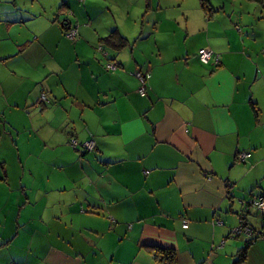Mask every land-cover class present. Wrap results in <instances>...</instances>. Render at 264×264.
Instances as JSON below:
<instances>
[{"label": "crops", "instance_id": "1", "mask_svg": "<svg viewBox=\"0 0 264 264\" xmlns=\"http://www.w3.org/2000/svg\"><path fill=\"white\" fill-rule=\"evenodd\" d=\"M210 1L0 0V264H232L243 214L264 264V0Z\"/></svg>", "mask_w": 264, "mask_h": 264}, {"label": "built area", "instance_id": "2", "mask_svg": "<svg viewBox=\"0 0 264 264\" xmlns=\"http://www.w3.org/2000/svg\"><path fill=\"white\" fill-rule=\"evenodd\" d=\"M76 32H77V28L70 27L66 30V35L69 38H74L76 35ZM199 57L204 62H209V61L213 60L214 63H219V61H220L219 54L215 53L213 51V49H211L210 47L200 48L199 49ZM118 64L119 63H117L116 61H110L106 64V67L109 70H113V69L117 68ZM136 75L142 82H144V81H146V79L150 78L151 71H149V70L148 71H142L141 69H139L136 71ZM139 90H140V93L142 95L145 94V88L143 86ZM42 98L44 100H48V97L45 93L42 94ZM71 143L74 146L79 145V142L76 138H73L71 140ZM81 146L85 149L92 150L95 148L96 143H95L94 139H90V140H87V141H84L83 143H81ZM250 155H251L250 151H239L237 153V158L241 161H244ZM250 204L255 205L259 209V211L264 215V194L259 193V194L254 195L250 201ZM187 225H188V223L185 222L184 226H187ZM231 234L233 236L240 235V234H246L250 237H255L259 233L256 232L248 224L247 219H246V214H243V217L241 219L240 224L237 227L233 228V230L231 231ZM14 264H16V263H14Z\"/></svg>", "mask_w": 264, "mask_h": 264}, {"label": "rangeland", "instance_id": "3", "mask_svg": "<svg viewBox=\"0 0 264 264\" xmlns=\"http://www.w3.org/2000/svg\"><path fill=\"white\" fill-rule=\"evenodd\" d=\"M147 0H133V2L135 3V5L137 6L136 10L131 13V19L133 18H137L138 22L140 23L142 21V19L146 18L149 20V18H152V20L155 19H159L163 16H165V14H163L161 11H168L170 10L171 12L173 10H184L186 12H189L191 14L193 13H197L198 17L202 19V14L199 10L195 9L197 5H195V3H197V1L199 0H148V2H150V8L146 13H142V10L145 9L144 4L146 3ZM180 1L181 5H177L175 2ZM215 4L219 3V0H212ZM222 3L224 2L225 4L229 3V0H220ZM238 1V0H237ZM235 1V2H237ZM166 2V3H165ZM231 2H233V0H231ZM171 8L169 9L168 8ZM261 9H264V7H261V4L259 5L258 9L253 8L252 10L254 12H259ZM225 10H229V4L228 7L225 8ZM225 14V11H221L220 15ZM192 37H190L191 39ZM256 208V206H254Z\"/></svg>", "mask_w": 264, "mask_h": 264}, {"label": "trees", "instance_id": "4", "mask_svg": "<svg viewBox=\"0 0 264 264\" xmlns=\"http://www.w3.org/2000/svg\"><path fill=\"white\" fill-rule=\"evenodd\" d=\"M200 1H201V4H202V7L204 8V10L207 13L208 17H211L212 16V12L215 10L214 7L211 4V1L210 0H200ZM258 1H262V0H258ZM103 42L108 43L109 45L113 46L116 49H120V48L124 47L128 43V40H127V38L125 36L121 35L120 32L117 29H114L109 35H107L105 38H103ZM198 55H199V50H198ZM253 107L255 109V112H258V107H257L255 102H253ZM260 235H261V233H259L255 237H250L246 241L245 245L238 250V257H237V259H235L233 261L232 264H237V263L242 262V261L245 260V258L247 256V251H248V247H249L250 243L252 242V240L254 238H256V237H258ZM158 256L161 258V260H163L165 262H169V263L176 262V257H177L175 250L171 249V248H165V249L164 248H159L158 249Z\"/></svg>", "mask_w": 264, "mask_h": 264}]
</instances>
